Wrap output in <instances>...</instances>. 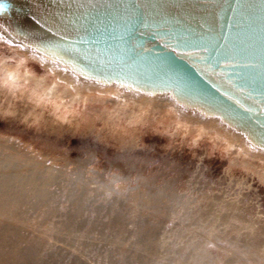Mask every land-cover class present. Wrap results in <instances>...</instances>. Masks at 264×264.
I'll return each mask as SVG.
<instances>
[{"label": "rangeland", "instance_id": "obj_1", "mask_svg": "<svg viewBox=\"0 0 264 264\" xmlns=\"http://www.w3.org/2000/svg\"><path fill=\"white\" fill-rule=\"evenodd\" d=\"M3 57L19 61L0 44ZM26 64L43 76L38 63ZM87 96L76 108L101 106ZM173 120L151 111L139 133L120 139L103 124L51 128L0 113V162L10 164L0 167V256L14 264H264L263 166Z\"/></svg>", "mask_w": 264, "mask_h": 264}, {"label": "water", "instance_id": "obj_2", "mask_svg": "<svg viewBox=\"0 0 264 264\" xmlns=\"http://www.w3.org/2000/svg\"><path fill=\"white\" fill-rule=\"evenodd\" d=\"M0 30L83 81L170 98L264 152V0H0Z\"/></svg>", "mask_w": 264, "mask_h": 264}, {"label": "bare ground", "instance_id": "obj_3", "mask_svg": "<svg viewBox=\"0 0 264 264\" xmlns=\"http://www.w3.org/2000/svg\"><path fill=\"white\" fill-rule=\"evenodd\" d=\"M0 44L12 51L14 57L19 58L16 64L8 63L6 57L0 62L2 114H9L26 125L35 124L51 128L65 126L80 128V131L97 128V125L103 124L109 129L111 137L123 139L139 133L138 126L141 124L139 121H144L149 112L166 109L169 117L174 116L173 121L174 124L177 123V127L184 126L188 133L191 129L196 130V136L199 138L204 135L212 136L229 150L234 149V154L241 153L243 159L259 163L264 168V152L254 149L242 134L232 131L218 119H206L200 115L187 113L170 98L138 95L126 92L116 85L107 86L83 81L37 52L12 42L1 30ZM27 61L38 63L44 69L43 76H37L38 74L28 67ZM48 78L51 81H48ZM60 87L63 88L62 91ZM87 93L90 95L87 99H92V102L101 101V106L89 111L76 108V102ZM108 99L113 100V107L106 103ZM133 103V107H129ZM132 125L134 128L130 127ZM6 166L10 164L0 162V167ZM74 195L68 194V197L72 198ZM13 260L15 261L13 257L0 256V264H14Z\"/></svg>", "mask_w": 264, "mask_h": 264}]
</instances>
